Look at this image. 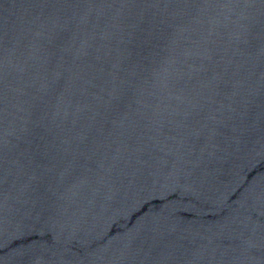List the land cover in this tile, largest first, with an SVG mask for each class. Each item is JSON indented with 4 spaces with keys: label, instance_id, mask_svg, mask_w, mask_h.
Returning a JSON list of instances; mask_svg holds the SVG:
<instances>
[{
    "label": "water",
    "instance_id": "obj_1",
    "mask_svg": "<svg viewBox=\"0 0 264 264\" xmlns=\"http://www.w3.org/2000/svg\"><path fill=\"white\" fill-rule=\"evenodd\" d=\"M0 264H264V0H0Z\"/></svg>",
    "mask_w": 264,
    "mask_h": 264
}]
</instances>
